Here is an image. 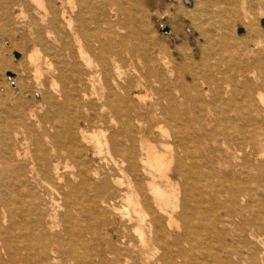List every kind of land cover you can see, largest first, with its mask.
Returning a JSON list of instances; mask_svg holds the SVG:
<instances>
[{
  "label": "bare ground",
  "instance_id": "obj_1",
  "mask_svg": "<svg viewBox=\"0 0 264 264\" xmlns=\"http://www.w3.org/2000/svg\"><path fill=\"white\" fill-rule=\"evenodd\" d=\"M32 1L45 30L18 64L34 68L43 115L29 117L42 130L23 131L33 154L13 149L30 127L24 78H11L20 97L0 122V264H264V0H197L222 47L205 30L202 62L186 73L151 48L137 0H68L51 19L47 0ZM238 3L253 39L234 56ZM90 148L114 167L92 164ZM118 223L128 235L115 243L106 230Z\"/></svg>",
  "mask_w": 264,
  "mask_h": 264
},
{
  "label": "rangeland",
  "instance_id": "obj_2",
  "mask_svg": "<svg viewBox=\"0 0 264 264\" xmlns=\"http://www.w3.org/2000/svg\"><path fill=\"white\" fill-rule=\"evenodd\" d=\"M122 1L125 5H128L129 3V0H122ZM196 1L197 0H137V2L139 3V9L137 11L140 14L139 20H142L141 22L142 25L149 33L148 41L150 42L151 48L154 49L156 52L161 51L162 55L163 54L167 55L171 60H173V62H175L176 64L177 73H186L188 71L186 68L191 67L193 65V62L197 63L198 65L201 64L202 58L208 47V44H206L207 38H206L205 30L211 28L210 32L214 36V39L216 40L217 47L215 45V48L219 49L222 47L221 45L223 39L221 38V36L223 35V33L221 32H223V30L220 28V26L217 27L218 24L216 23L214 24L212 22L208 24L207 17L200 20L198 18L196 19L197 15L195 16L194 13L195 12L194 9L198 6ZM46 4L48 5L49 9L52 10V13L48 15L49 19L53 18L54 14L59 16L63 8L69 10L68 0L67 2L66 0H62V1L47 0ZM254 5H253L254 8L252 7L250 12V15L252 13L254 15V16L251 15L252 20L258 18V14H259L258 5L257 4ZM50 7H52V9ZM237 10L238 11L233 12L235 13L234 15L232 14V16H234L233 25L236 23V25L234 26L236 33L234 34L235 41L232 43V46L233 45L234 46L232 47L230 45L229 47V52L232 53L234 56H239L237 52V50L239 49H242L243 54H245L246 53L245 47L247 45L252 44L251 39H253L251 37L252 35H250L247 32L248 27L245 24L246 22L244 24L240 22L241 21L240 17L243 16V11L239 3L237 6ZM9 11H11L12 13L11 16L12 19H10V21H12L11 24L12 28L7 27V18L5 16L6 13ZM20 12H23L21 15L23 16L24 19L22 18L21 20H18L17 14H19ZM45 14H46L45 9L41 8L37 3L33 2L32 0H1L0 1V114H1L0 122H4L5 120H7V115L10 114L16 108V105L13 102L14 98L20 97L19 94L15 92L17 83L15 82L16 85L14 87L12 84H10L11 77L7 76V72L12 71L15 73V76L12 78H16L19 75H21L24 78L23 84L20 83L21 84L20 89L22 88V85L24 87L27 86L25 113L27 114L28 117L26 119V122L30 128L22 129L18 127L17 129L20 132L27 131L28 133H30L29 134L30 137L32 135L34 138L36 137L37 134H41L42 129H40L41 127L38 126V121L36 119L30 118L29 115H30V109H35L38 112L37 114L39 116L43 115L42 108L39 104V100L41 99V94L39 92L37 82L34 78V73H33L34 68L31 65H28L27 72H25L22 69V67L19 66L21 64L18 63H20L22 60H23L22 63H26L27 56L35 48V42L33 38L38 35L37 32L39 29L43 31L45 30V26H43L44 24L42 23L41 20ZM263 18L264 17L259 18V24H260L259 32L262 39H264V25L261 22ZM194 21H198L199 23H202V25L201 24L199 25L198 22H196L198 24L197 25ZM163 25H167L171 27L172 33L171 34L163 33L161 31V27ZM197 26L201 27L202 29L201 28L199 29ZM241 27L245 29V32L243 34H239L238 32L239 28ZM9 29H11L12 32H10ZM42 33L44 35L47 34L46 31ZM21 41H23V45H21V47L17 46L14 48L12 46L13 43L21 42ZM140 41H143V38H141ZM14 51H18L21 53V57L19 59H16L14 57ZM215 61L216 60L213 58H211L210 60L211 63H214ZM218 64L220 67H224V63L219 61ZM203 68L205 67H202V69ZM45 83L46 85L48 84L47 81ZM14 92L16 94H14ZM43 122L45 123L44 120ZM27 132L26 134L24 132L20 134V136L22 135L23 138H21L22 136L21 137L19 136L16 139L14 138L15 140L13 141V149L14 150L19 149L23 153L24 151L26 152L29 147L28 150L30 151V153L32 151L33 154L35 148V145L33 143L34 140L33 139L32 141L27 140L28 146L25 143L27 138L26 136L28 135ZM154 135L155 138H158V133L156 130ZM4 150H5L4 142L0 140V160H1L0 165L4 166L7 169L6 162L3 160ZM89 159H91L92 164L101 165L104 168L107 169L110 168V170L114 167L111 161L104 160V158L95 157L93 153V149L91 148L89 149ZM53 161L54 160L51 159L52 163ZM30 164H31L30 160L21 161V162L20 160L19 161L16 160V166L18 167L20 172L28 171ZM119 204H120V199H119ZM106 235L109 238H112V241L116 243V241H119V239H121L123 235L126 236L128 234L123 231L122 226L118 223L115 226H108V229L106 230Z\"/></svg>",
  "mask_w": 264,
  "mask_h": 264
},
{
  "label": "water",
  "instance_id": "obj_3",
  "mask_svg": "<svg viewBox=\"0 0 264 264\" xmlns=\"http://www.w3.org/2000/svg\"><path fill=\"white\" fill-rule=\"evenodd\" d=\"M261 22H262V24L264 25V18L262 19ZM161 31H162L163 33H169V34L172 33L171 27H169V26H167V25H163V26L161 27ZM238 32H239V34H243V33L245 32V29H244L243 27H241V28H239ZM14 57H15L16 59H19V58L21 57V53L18 52V51H14ZM7 76H9V77L12 78V77L15 76V73L12 72V71H8V72H7ZM12 85L15 86V83H13Z\"/></svg>",
  "mask_w": 264,
  "mask_h": 264
}]
</instances>
